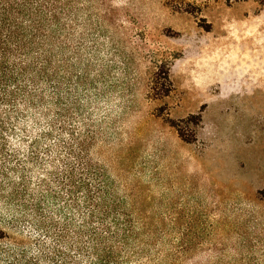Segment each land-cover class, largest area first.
<instances>
[{"label":"rangeland","instance_id":"1","mask_svg":"<svg viewBox=\"0 0 264 264\" xmlns=\"http://www.w3.org/2000/svg\"><path fill=\"white\" fill-rule=\"evenodd\" d=\"M104 3L94 152L122 185L111 190L131 195L125 207L176 229L180 241L198 233L202 263L264 264V7Z\"/></svg>","mask_w":264,"mask_h":264},{"label":"trees","instance_id":"2","mask_svg":"<svg viewBox=\"0 0 264 264\" xmlns=\"http://www.w3.org/2000/svg\"><path fill=\"white\" fill-rule=\"evenodd\" d=\"M104 4L0 0V261L212 264L195 259L201 243L193 229L180 241L176 229L147 224L149 213L125 207L132 196L111 190L122 185L94 152L99 88L92 76ZM164 80L167 97V73Z\"/></svg>","mask_w":264,"mask_h":264}]
</instances>
